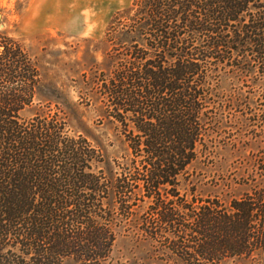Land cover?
I'll return each mask as SVG.
<instances>
[{
	"label": "trees",
	"instance_id": "16d2710c",
	"mask_svg": "<svg viewBox=\"0 0 264 264\" xmlns=\"http://www.w3.org/2000/svg\"><path fill=\"white\" fill-rule=\"evenodd\" d=\"M134 7L122 23L129 41L110 40L111 72L84 80L130 148L119 175L94 170L104 153L73 132L61 106L21 114L46 85L26 49L0 32V264H101L120 216L137 215L140 202L147 203L137 218L141 233L162 238L184 264L264 257V147L259 174L241 196L223 203L181 192L188 167L220 128L210 115L208 68L256 66L264 76V0H136ZM63 104L73 111L68 99ZM245 120L259 124L249 136L262 135L264 144V107Z\"/></svg>",
	"mask_w": 264,
	"mask_h": 264
},
{
	"label": "rangeland",
	"instance_id": "374dc122",
	"mask_svg": "<svg viewBox=\"0 0 264 264\" xmlns=\"http://www.w3.org/2000/svg\"><path fill=\"white\" fill-rule=\"evenodd\" d=\"M135 1L0 0V32L26 49L46 85L43 95L36 97L33 105L21 114L30 117L35 112L45 113L47 105L52 110L56 105L64 108L73 132L86 136L104 153L105 162L98 163L94 170L102 169L107 176L119 175L121 166L130 162L132 154L122 128L107 116L95 85L85 84L84 80H97L103 72H111L107 63L110 40L129 41L122 23L134 17ZM113 24L116 30H111ZM109 31L113 39L106 40ZM211 67L212 70H207L212 75L209 110L220 128L213 133L208 149L200 150L197 160L188 167L190 183H184L181 192L188 187L195 199L227 203L248 190L251 178L259 174L256 166L263 155V137L249 136L253 127L259 130L260 126H251L252 122H246L245 118L264 107V76L258 74L256 66L251 71L221 64ZM64 98L72 104L73 111L66 109ZM251 98L255 102L249 105L247 101ZM237 102L239 108L234 106ZM217 127L215 124L213 128ZM139 204L141 207H134L137 215L120 216L111 253L101 264H184L170 253L162 238L149 239L141 233L137 218L144 217L147 203ZM63 264L74 263L67 259ZM220 264H264V257L228 258Z\"/></svg>",
	"mask_w": 264,
	"mask_h": 264
}]
</instances>
